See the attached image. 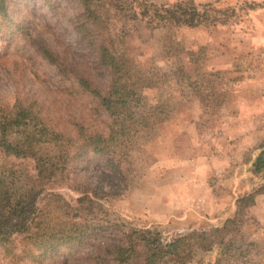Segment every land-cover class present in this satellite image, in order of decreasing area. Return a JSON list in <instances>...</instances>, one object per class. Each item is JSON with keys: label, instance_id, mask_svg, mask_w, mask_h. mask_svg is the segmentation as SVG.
I'll return each mask as SVG.
<instances>
[{"label": "rangeland", "instance_id": "1", "mask_svg": "<svg viewBox=\"0 0 264 264\" xmlns=\"http://www.w3.org/2000/svg\"><path fill=\"white\" fill-rule=\"evenodd\" d=\"M152 1L210 5L217 21L170 31L149 18L138 21L131 39L137 66L157 74L154 87L139 92L149 110H162L160 120L138 133L127 179L93 152L71 169L76 179L109 190L98 203L101 215L123 230H158L170 241L222 226L235 215L239 197L264 186V171L253 167L264 141V0ZM83 10L79 0H8L0 19V108L33 98L54 116L90 113L95 104L80 80L106 90L111 77L76 28ZM42 45L54 62L43 57ZM24 162L32 172V161ZM58 191L72 202L81 195L67 185ZM244 218L240 234L256 246L224 264H264V191ZM71 252L64 247L42 260L62 264ZM0 259L9 262L1 247Z\"/></svg>", "mask_w": 264, "mask_h": 264}, {"label": "trees", "instance_id": "2", "mask_svg": "<svg viewBox=\"0 0 264 264\" xmlns=\"http://www.w3.org/2000/svg\"><path fill=\"white\" fill-rule=\"evenodd\" d=\"M79 2L84 10L76 28L108 70L111 82L102 90L80 80L84 95L95 104L89 114L54 116L33 98L0 108V247L3 259H9L5 264H26L29 258L46 264L44 255L64 247L72 256L62 264H224L246 258L244 253L256 243L245 242L240 234L245 209L264 186L239 197L235 215L222 226L164 241L158 230L126 231L101 215L98 203L110 196L109 190L76 179L71 169L74 160L93 152L106 158L107 166L122 180L127 179L138 133L156 124L162 113L159 108L149 110L139 92L154 87L157 74L137 66L138 54L131 44L137 23L149 18L166 31L197 27L217 21L210 16V5L199 9L194 3L152 0ZM7 10L8 0H0V19ZM39 49L44 58L55 61L47 46ZM260 150L253 162L257 173L264 171V141ZM8 158L21 161L8 164ZM22 160L32 161V172ZM65 185L81 194L76 202L58 191ZM206 255L207 261L200 258Z\"/></svg>", "mask_w": 264, "mask_h": 264}]
</instances>
